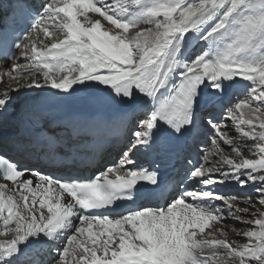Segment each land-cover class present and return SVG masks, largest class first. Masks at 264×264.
Returning a JSON list of instances; mask_svg holds the SVG:
<instances>
[{
	"label": "snow or ice",
	"instance_id": "1",
	"mask_svg": "<svg viewBox=\"0 0 264 264\" xmlns=\"http://www.w3.org/2000/svg\"><path fill=\"white\" fill-rule=\"evenodd\" d=\"M14 4L34 35H26L27 42L17 36L13 45L0 34L5 49L14 46L27 61L11 64L8 76L17 85L0 93V116L13 104L12 94L25 88L70 97L103 86L128 106L125 115L133 114L134 123L124 126L120 162L87 177L21 168L0 152V235L12 234L0 240V264H39L29 253L43 244L55 249L56 264H264V0H41L38 9L28 0ZM27 74L30 82L21 84L18 78ZM232 89L244 98L228 118L249 155L212 111H198L202 103L222 106ZM201 125L214 132L215 153H205L186 178L203 188L182 184L178 194L167 191L162 169L179 141ZM99 126L69 122L63 137L47 133L15 147L60 160ZM220 142L234 155L224 154ZM136 153L153 156L151 169L137 166ZM226 182L252 187L256 198L208 190ZM137 197L146 206L105 214L118 201ZM215 200L247 227L233 229L244 243L221 226L222 210L206 203Z\"/></svg>",
	"mask_w": 264,
	"mask_h": 264
},
{
	"label": "bare ground",
	"instance_id": "2",
	"mask_svg": "<svg viewBox=\"0 0 264 264\" xmlns=\"http://www.w3.org/2000/svg\"><path fill=\"white\" fill-rule=\"evenodd\" d=\"M35 1H36V4L37 5H40L41 0H35ZM0 15H1V13H0ZM102 23H106V22L102 21ZM141 27H146V25H141ZM25 42H27V40H25ZM20 58H21V56L19 54L17 60L20 59ZM17 60H13L12 62L17 61ZM25 63H27V61ZM7 64H8L7 62H5L3 60H0V80H2L4 78V76H6V74L8 75V73H9L7 71L8 69L6 70V65ZM31 78H32V75L31 74H27L26 76H21L18 79H19V82L21 84H23L26 80L30 82ZM2 83H4V81L3 82L0 81V84H2ZM16 85H17V80L16 79L13 80V81L11 80V81L5 83L3 88H0V93H3V92H5L6 90H8L10 88H14V87H16ZM55 91L56 90H52V89H48V88H44V89H35V88H33V89H26L25 88L24 90H22V91H20L18 93H13L12 94L13 104L10 105L9 108H8V110L6 111L8 113V117H5L0 122V125L9 127V124H12L13 122L14 123L16 122V120H13L12 119L15 115L20 114L23 110H25L28 106H30L34 101L35 102H38L39 99L42 98V97H51V96H54L55 95L54 94ZM102 91H106L103 88V86L95 87V88H89V89H80L75 94H73L72 96H70V99L73 100L77 104H84L85 101H88L90 98H93V97L98 96ZM237 91H238V89H237ZM226 93H225V95H226ZM137 115H139V114H137ZM237 115H239V114L237 113ZM218 124L220 125V127L222 126V124L220 122ZM225 126L226 125H223V127H221V129L224 132H226L229 135L230 138H232L231 137V132L229 131V129H226ZM194 135L192 137L193 141H195V140L198 139ZM232 139L234 141H236L237 143H240L241 146H243L244 142H242V140L240 139L239 133H238V135L236 137H233ZM220 147L221 148H227V149L229 148L230 149L229 146L224 145L222 142H220ZM195 148H196V151L199 150L197 147H195ZM208 152L209 153H215L214 146H213V148L209 149ZM214 155L217 156V154H214ZM211 156H213V155H211ZM215 160H218V159H215ZM202 161L204 162L203 159H202ZM212 161H214L212 159V157H209V162H212ZM220 185L222 186V188L219 187ZM226 185H227L228 188L230 186H232L231 183H223V184H217L214 189H208V190L213 191V190H217V189H224V188L227 189L226 188ZM200 188H203V186H201ZM236 188L241 189V190H239V191H241V194H244V191H248V189H252V187H248V188H243L242 189L238 185L236 186ZM253 193H254V190H253ZM253 193H252V195H253ZM238 198H247V197H245V196H238ZM255 198L256 197L253 195V199H255ZM218 202H219V200H215V201H211L209 203H211L212 207L219 208V209L222 210V214L224 215V222L222 223L221 226L224 228L225 231H228L229 232V235L233 239H236L239 243H244L245 241L242 238L237 237V236L234 235L233 229H235L236 231H241V230H247V227L245 225H242V224H240L239 226H236V224H234L233 222L231 223L230 221H232L234 218H232L231 216L229 217L226 206L224 204L218 205ZM245 206L246 205L243 204V203L240 204V207H245ZM258 207L259 206L257 205V208ZM0 231H3V229L0 228ZM2 236H3L2 237L3 239H11L12 238V234H8L7 236L2 235ZM47 245L48 244H43L41 246H37L31 253H29V258L30 259H32L33 257L35 258L36 255L34 256V254H37V255L41 254L39 252L41 250V247L47 246ZM34 258L32 259V261L34 260Z\"/></svg>",
	"mask_w": 264,
	"mask_h": 264
},
{
	"label": "rangeland",
	"instance_id": "3",
	"mask_svg": "<svg viewBox=\"0 0 264 264\" xmlns=\"http://www.w3.org/2000/svg\"><path fill=\"white\" fill-rule=\"evenodd\" d=\"M20 54V53H19ZM10 63V62H9ZM9 65V64H8ZM6 70H7V65H6ZM8 71V70H7ZM9 72V71H8ZM3 78V77H2ZM20 78V77H19ZM8 79V77H7V75L6 76H4V78L2 79V80H0L1 82H3L4 81V84L5 83H7V82H9V81H13L14 79H9V80H7ZM1 88H2V86H1ZM231 99H238V98H234V92H231L228 96H226V97H223V99H222V101L223 102H233V100H231ZM201 108H203L201 111L202 112H207V111H210V110H212V109H215V106H213V107H211V108H209V106L206 104V103H203V105H201ZM214 114V113H213ZM141 115H143V113H139V116H141ZM229 117V116H228ZM227 117V118H228ZM231 120V119H230ZM225 120L226 122H220L221 124H222V126L221 127H223V125H226L225 127H226V129H229V131L231 132V137L233 138V137H236L237 135H238V133L236 132V130H235V127H234V123H233V121L231 120ZM216 121H218V119L216 120ZM229 121V122H228ZM131 122H133L134 123V121H133V119H132V121ZM230 123V124H229ZM231 127V128H230ZM200 128L201 127H199L198 128V130H200ZM198 130H197V132H198ZM196 132V133H197ZM196 133H195V135L194 136H196V138H198L197 140H195V141H193L194 142V144L196 145L195 147H197L199 150H197L196 152L199 154V155H204L205 153H209L208 151H209V149H211V148H213V146L211 145V146H209L208 148L207 147H205V146H203V145H201V144H204L203 142H204V139L202 138V135H196ZM209 134H212V131H210L209 132ZM211 140V139H210ZM242 142H244V141H242ZM251 143L252 142H249L248 143V146H250L251 145ZM208 144H210L209 143V139H208ZM205 148V149H204ZM242 148H244V150H245V155H249L248 154V151H247V148L245 147V145L243 144V146H242ZM223 150H224V154H232V155H234L233 153H231V149H227V148H222ZM217 158H215V159H219V154L217 153V156H216ZM215 159H213L214 161H215ZM202 160V159H201ZM199 164L197 163L196 164V166H198ZM231 184H234V183H231ZM236 186H237V184H236ZM226 187H227V185H226ZM231 187V186H230ZM228 188V187H227ZM235 190V189H234ZM234 190H232V192H229L228 194H230V195H232V196H238V193L236 192V191H234ZM253 188L252 189H249L247 192H246V196L245 197H248L249 195H252V193H253ZM233 218V217H232ZM231 223L233 222L234 224H236V226H239L241 223L240 222H238L237 220H235V219H233L232 221H230ZM3 236L2 235H0V240H2L3 238H2ZM52 251V250H51ZM51 251H49V250H47V252H45V256L43 257V259H44V261H45V264H52L53 262H55V260L53 259V257H55L56 256V251L54 250V252H51ZM36 255V256H35ZM40 255V254H39ZM34 256H35V258H34V260H36L37 258V254H34ZM32 258V259H33ZM32 259H30V260H32ZM37 261V260H36ZM39 264H41L40 262H39ZM54 264H56V262L54 263Z\"/></svg>",
	"mask_w": 264,
	"mask_h": 264
}]
</instances>
